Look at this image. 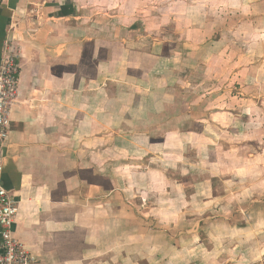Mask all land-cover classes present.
Masks as SVG:
<instances>
[{"label": "crops", "instance_id": "0c3cea01", "mask_svg": "<svg viewBox=\"0 0 264 264\" xmlns=\"http://www.w3.org/2000/svg\"><path fill=\"white\" fill-rule=\"evenodd\" d=\"M100 1H107L101 8H114L102 23L94 8ZM111 1L117 3L0 0V64L9 40L20 66L2 182L18 201L15 237L41 264H97L104 249L113 254L111 243L125 228L117 217V210L128 207L122 195L142 193L132 179L148 175L153 193L164 192V179L180 188L186 177L194 179L191 157L198 145L226 166L214 148L223 138L213 135L214 124L225 140L246 134L236 127L244 93L221 90L220 110L210 113L207 97L213 93H205L214 82L208 74L215 57L207 58V48H201L202 69L187 72L197 55L188 41L172 43L170 55L163 56V50L130 43L129 30L118 38L136 26L132 11L118 12ZM200 80L205 81L198 86ZM199 96L206 99L197 102ZM250 117L246 113L243 120ZM256 138L261 149L264 141ZM228 142L223 154L230 160L239 146L252 148L247 139ZM102 218L103 228L96 224Z\"/></svg>", "mask_w": 264, "mask_h": 264}, {"label": "rangeland", "instance_id": "374dc122", "mask_svg": "<svg viewBox=\"0 0 264 264\" xmlns=\"http://www.w3.org/2000/svg\"><path fill=\"white\" fill-rule=\"evenodd\" d=\"M110 3L118 12L132 11L131 21L136 26L123 30L125 35L118 33V38H126L129 30L134 37L130 43L154 53L163 50V56L170 55L172 43L188 41L197 51L195 60L186 56L192 63L187 72L190 69L194 75L202 69L199 62L204 50L201 48H207L204 53L207 58L214 55L208 74L213 75L214 82L207 86L209 91L205 93L206 97L213 93L207 97H212L208 103L210 113L219 112L216 100L222 91L226 90L229 95L236 90L244 93L245 104L237 112L240 117L236 127L246 133L242 139H247L252 148L239 146L230 160L232 156L223 154V144L230 148V139L236 142L242 139L225 140L226 135L214 124L213 135L224 138H219L222 146L214 148L221 151V158L227 160L226 166L223 161L214 160L216 153L206 154L198 145L191 157L190 172L193 171L194 179L186 177L180 188L167 186L168 181L164 179V192L153 193L147 185L148 175L142 180L132 179L139 183L134 187L142 193L122 195L121 200L128 207L117 210V217L124 220L125 228L114 245L111 243V253L115 252L110 254L109 249H104V254H98L101 257L97 264H264V144L261 149L257 147L256 138L259 134L264 141V0H117L116 4ZM104 4L107 1L94 6L101 13V23L108 19L107 13L114 11V8H101ZM221 56L224 59H219ZM202 80L197 82L198 86L204 83ZM206 97L199 96L196 100ZM246 113L251 116L250 120L245 119L247 123L243 120ZM227 131L230 133L232 127ZM246 148L253 149L250 151L254 154ZM141 196L144 198L139 199ZM157 198L159 206L155 207ZM133 200L142 206L132 204ZM102 220L103 223L96 224L103 228L107 219ZM106 247L107 244L103 245Z\"/></svg>", "mask_w": 264, "mask_h": 264}, {"label": "built area", "instance_id": "2783aa9c", "mask_svg": "<svg viewBox=\"0 0 264 264\" xmlns=\"http://www.w3.org/2000/svg\"><path fill=\"white\" fill-rule=\"evenodd\" d=\"M15 48L9 40L4 43L0 64V264H41L15 237L18 201L2 182L11 130V113L19 96L20 66L19 54Z\"/></svg>", "mask_w": 264, "mask_h": 264}, {"label": "trees", "instance_id": "16d2710c", "mask_svg": "<svg viewBox=\"0 0 264 264\" xmlns=\"http://www.w3.org/2000/svg\"><path fill=\"white\" fill-rule=\"evenodd\" d=\"M152 68H150V67H148V69H147V71H148V74H149V72H150V70H151Z\"/></svg>", "mask_w": 264, "mask_h": 264}]
</instances>
